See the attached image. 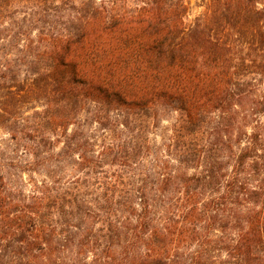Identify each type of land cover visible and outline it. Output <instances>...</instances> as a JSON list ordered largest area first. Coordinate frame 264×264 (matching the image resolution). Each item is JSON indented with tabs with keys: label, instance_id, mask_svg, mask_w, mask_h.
<instances>
[{
	"label": "trees",
	"instance_id": "trees-1",
	"mask_svg": "<svg viewBox=\"0 0 264 264\" xmlns=\"http://www.w3.org/2000/svg\"><path fill=\"white\" fill-rule=\"evenodd\" d=\"M78 1L69 25L39 35L37 79L56 97L51 118L65 140L56 153L34 148L33 165L66 171L74 152L83 176L54 168L24 198L0 174V244L9 249L0 261L47 264L70 245L104 244L118 264H264L260 1L213 0L217 11L191 29L185 0ZM61 2L35 0L47 15ZM87 105L100 136L87 137L77 118ZM161 105L185 117L167 155L130 126ZM71 123L79 130L69 134Z\"/></svg>",
	"mask_w": 264,
	"mask_h": 264
},
{
	"label": "rangeland",
	"instance_id": "rangeland-1",
	"mask_svg": "<svg viewBox=\"0 0 264 264\" xmlns=\"http://www.w3.org/2000/svg\"><path fill=\"white\" fill-rule=\"evenodd\" d=\"M66 1L61 2L62 10H48L50 15H47L45 10H40L39 3H35V0L0 1V174L9 186L18 188L24 198L33 194L34 184L51 180L48 173L54 168L59 170V174H65L66 179L83 176V171L72 162L76 158L74 152L64 163L66 171L60 170L62 163L51 167L47 164L33 165L34 161L41 157V155H34V148H37L35 151L43 156L46 150L56 153L64 146L65 137L60 135L59 125L51 118L52 114H56L58 110V106L54 103L56 97L46 93L44 79H37L39 78L37 72L41 70L43 64L36 55L41 46L39 35L45 26L53 24L56 27H62L63 22L69 25L67 19L75 12L70 9V6L75 2L79 4V1ZM185 1L186 25L190 29L201 25L210 13L217 11L214 10L216 5L213 0ZM259 1L258 5L264 7V0ZM55 12L63 16H52L51 14ZM14 75L16 79L11 78ZM251 76L263 79L260 75L252 74ZM34 78L39 82L35 90L31 89ZM39 86L44 90L41 91ZM9 90L16 93L8 94ZM88 108L90 106L87 105L85 109L80 110L77 118L87 122L83 127L87 137L91 134L90 132L100 136L103 133L102 126L89 115ZM68 111L73 116L76 114V110H72V107H69ZM131 119L133 121L137 119L135 122L131 120L130 126L142 130L146 143L151 146L155 144L161 146L162 151L167 155L168 152L164 150L168 148L164 143L170 142L169 136L173 134V129L183 125L185 117L181 110L161 105L144 115L133 116ZM77 129L79 130L77 124L68 125L69 134ZM106 131L110 130L106 129ZM173 157L175 156H168V159L172 160ZM148 158L151 157L148 156L145 160ZM194 171L192 167L187 169L189 173ZM9 236L5 238L8 239ZM5 243L6 239L1 241L0 253L9 250L4 246ZM91 249L84 248L78 251L77 246L70 245L64 251L54 254L47 264H118L117 258L112 259L110 253L104 248V244L98 249L94 247ZM0 264L15 263L5 258L0 261Z\"/></svg>",
	"mask_w": 264,
	"mask_h": 264
}]
</instances>
